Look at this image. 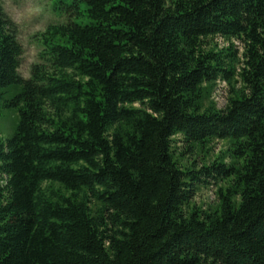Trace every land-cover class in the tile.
Segmentation results:
<instances>
[{
	"label": "trees",
	"instance_id": "trees-1",
	"mask_svg": "<svg viewBox=\"0 0 264 264\" xmlns=\"http://www.w3.org/2000/svg\"><path fill=\"white\" fill-rule=\"evenodd\" d=\"M50 2L28 79L0 3V264H264V0Z\"/></svg>",
	"mask_w": 264,
	"mask_h": 264
},
{
	"label": "rangeland",
	"instance_id": "rangeland-1",
	"mask_svg": "<svg viewBox=\"0 0 264 264\" xmlns=\"http://www.w3.org/2000/svg\"><path fill=\"white\" fill-rule=\"evenodd\" d=\"M0 3L7 15L17 25V36L24 50L19 73L23 78L28 79L32 67L40 63L41 34L48 25L58 23L59 19L53 13L50 0H0ZM216 42L221 47L227 46V43L222 39H217ZM228 96V85L224 82L219 83L217 90L213 93V100L219 109L225 107ZM0 126L7 130L5 133L7 136L11 124L0 120ZM226 149V142H215L210 149V155L212 158H216ZM203 157V154H200L194 156V159L201 165ZM218 188L217 184L201 186L193 202L205 208L213 205L216 202Z\"/></svg>",
	"mask_w": 264,
	"mask_h": 264
}]
</instances>
